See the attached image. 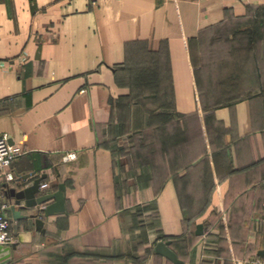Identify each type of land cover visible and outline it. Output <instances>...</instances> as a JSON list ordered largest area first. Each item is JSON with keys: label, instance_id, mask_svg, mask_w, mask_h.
Returning a JSON list of instances; mask_svg holds the SVG:
<instances>
[{"label": "crops", "instance_id": "obj_1", "mask_svg": "<svg viewBox=\"0 0 264 264\" xmlns=\"http://www.w3.org/2000/svg\"><path fill=\"white\" fill-rule=\"evenodd\" d=\"M2 135L10 264H264V0H0Z\"/></svg>", "mask_w": 264, "mask_h": 264}, {"label": "water", "instance_id": "obj_2", "mask_svg": "<svg viewBox=\"0 0 264 264\" xmlns=\"http://www.w3.org/2000/svg\"><path fill=\"white\" fill-rule=\"evenodd\" d=\"M31 176L32 173L27 175L25 178L17 180V182H22L25 185ZM43 180L44 178L42 177L34 180L30 186H22L19 190H11L14 204H12L10 208L14 221L32 219L34 220L36 231L41 234L45 233V222L43 221V218L48 219L54 215L65 212V186L60 185L58 191L54 194L37 197L41 193V183ZM50 201H53V203L47 205L45 208H39ZM32 209H37L35 214L30 216L21 215L22 211H29ZM40 214H43V218H39ZM196 230L199 235L201 233V226H198ZM19 242L14 243L9 247H0V264L11 263V253L16 250ZM154 252L157 255L164 257L172 264H180L175 255L168 249V243H157L154 248Z\"/></svg>", "mask_w": 264, "mask_h": 264}, {"label": "built area", "instance_id": "obj_3", "mask_svg": "<svg viewBox=\"0 0 264 264\" xmlns=\"http://www.w3.org/2000/svg\"><path fill=\"white\" fill-rule=\"evenodd\" d=\"M21 155V151L9 143L7 135L0 136V170L10 167L13 160ZM77 158L76 152H68L65 154V160H74ZM12 173H7L6 179L13 180ZM47 184L41 186L46 189ZM11 205L5 201L0 184V247H9L14 243L13 237L10 233V219L7 212L10 210Z\"/></svg>", "mask_w": 264, "mask_h": 264}, {"label": "rangeland", "instance_id": "obj_4", "mask_svg": "<svg viewBox=\"0 0 264 264\" xmlns=\"http://www.w3.org/2000/svg\"><path fill=\"white\" fill-rule=\"evenodd\" d=\"M13 237V236H12Z\"/></svg>", "mask_w": 264, "mask_h": 264}]
</instances>
